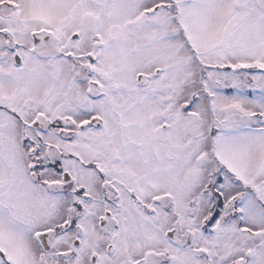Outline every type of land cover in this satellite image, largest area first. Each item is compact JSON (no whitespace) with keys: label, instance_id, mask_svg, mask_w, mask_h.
<instances>
[{"label":"snow or ice","instance_id":"1","mask_svg":"<svg viewBox=\"0 0 264 264\" xmlns=\"http://www.w3.org/2000/svg\"><path fill=\"white\" fill-rule=\"evenodd\" d=\"M0 264H264V0H0Z\"/></svg>","mask_w":264,"mask_h":264}]
</instances>
